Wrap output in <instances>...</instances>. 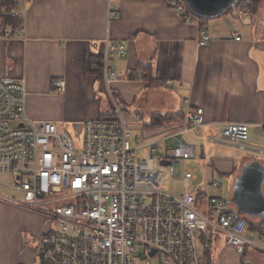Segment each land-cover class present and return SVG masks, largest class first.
<instances>
[{
	"label": "crops",
	"instance_id": "0c3cea01",
	"mask_svg": "<svg viewBox=\"0 0 264 264\" xmlns=\"http://www.w3.org/2000/svg\"><path fill=\"white\" fill-rule=\"evenodd\" d=\"M112 5L117 16L111 14ZM19 8L24 32L0 37V77L25 80L31 120H52L73 129L102 117L117 102L130 131L145 141L160 146L171 139L174 146L190 132L203 138L200 154L189 159L209 164L203 170L206 178L200 179L194 169L189 181L199 196L225 198L227 193L230 201L247 165L257 164L264 176V0L245 18H207L210 41L204 46L198 45L199 25L181 19L167 0H28ZM106 41L127 47L126 56L109 57L125 80L107 83L105 71L91 67L93 60L104 61ZM140 72L144 77L137 79ZM56 79L65 81L62 93L53 87ZM197 109L203 110L202 126L184 131L185 113ZM225 123L249 125L248 150L211 141L212 136L219 140ZM219 175L226 186L209 187ZM230 208L238 214L231 201ZM242 216L264 224L259 215ZM46 221L0 198V264H38L37 239L47 230ZM211 249L210 264H221ZM263 256L250 247L242 261L220 260L262 264Z\"/></svg>",
	"mask_w": 264,
	"mask_h": 264
},
{
	"label": "built area",
	"instance_id": "2783aa9c",
	"mask_svg": "<svg viewBox=\"0 0 264 264\" xmlns=\"http://www.w3.org/2000/svg\"><path fill=\"white\" fill-rule=\"evenodd\" d=\"M25 2L0 3V37L13 31L1 19L22 21L19 7ZM167 2L185 22L199 25L198 45H206V19L186 0ZM255 2L236 0L226 14L248 17ZM110 11L118 15L116 5ZM17 31L24 32L23 23ZM104 54L102 63L92 61V69L104 70L107 83L125 80L109 64L110 55L126 56L124 42L106 41ZM53 87L62 93L65 81L56 79ZM27 95L24 79L0 77V184L21 194L0 198L49 221L37 239L38 264H210L206 252L214 237H223L240 254L250 247L264 253V225L251 232L248 219L233 212L229 200L192 190L189 181L196 171L185 170L183 163L196 157L195 146L177 142L158 153V141L133 135L117 102L102 117L61 130L55 121L27 116ZM202 116V109L187 111L184 131L200 128ZM248 139V124L225 123L219 140L212 136L211 141L248 150ZM157 160L167 168L164 175ZM164 177L183 179L185 191L172 194ZM220 186L219 180L209 185Z\"/></svg>",
	"mask_w": 264,
	"mask_h": 264
},
{
	"label": "water",
	"instance_id": "95a60500",
	"mask_svg": "<svg viewBox=\"0 0 264 264\" xmlns=\"http://www.w3.org/2000/svg\"><path fill=\"white\" fill-rule=\"evenodd\" d=\"M195 14L202 18H215L224 15L236 0H186ZM257 164L243 168L237 178L230 199L237 208L239 215L261 216L264 220V195L262 192L263 173Z\"/></svg>",
	"mask_w": 264,
	"mask_h": 264
},
{
	"label": "rangeland",
	"instance_id": "374dc122",
	"mask_svg": "<svg viewBox=\"0 0 264 264\" xmlns=\"http://www.w3.org/2000/svg\"><path fill=\"white\" fill-rule=\"evenodd\" d=\"M68 127H62L60 126V129L63 130ZM70 131L74 130V129H71L69 128ZM181 140L183 142H190L191 144H194L197 148V152L198 154H200V141L203 140V138L201 136H198L195 132H190L188 135L186 136H183L181 137ZM175 141L174 140H167V141H163L160 143V146H159V149H158V153H163V149L165 148L166 145H169V146H172L171 144H174ZM184 168H188L190 167L191 169H197L198 170V174L200 176V179H204L206 178V176L204 175V169L209 166L208 163H204L202 162L199 158H197V161L195 160H186L184 161ZM166 166L164 165H161L158 160L156 161V169L159 170V171H162L163 175L165 174V172L167 171V168ZM180 170V167L179 165H177V171L179 172ZM197 170H196V173H197ZM7 179V178H5ZM218 180L220 181L221 184H223V186H226L227 184V181L225 180L224 177H221L220 175L218 176ZM196 181L192 180V185H196ZM163 186H167L169 188V191L172 193V194H175V195H180L181 193H183L185 191V181H182V179H179V178H172V177H164L163 179ZM225 190V188H224ZM0 191L3 192V194H6L10 197H21V194H19L18 192H16L15 190L7 187V186H4L2 185V187L0 188ZM210 195V194H209ZM224 196H225V199L226 200H229V198L227 197V193H224ZM251 221H252V226L251 228L249 229L251 232H254L256 231V224H260V222H257V220L251 218ZM49 224V221H46V227L48 226ZM55 225V223H53V226ZM52 224L50 223V228L53 227ZM213 246L211 247V251H213L215 257H216V260L219 262V263H223V261L225 262L226 260H229L231 261V263H234L235 262V259L236 260H239L242 261L246 258H243V254H240L237 252V250L229 245H226V240L223 238V237H214L213 239ZM229 248H232L234 249L238 255H239V258L238 256H236L235 254H233ZM209 250V249H208ZM213 257V255H212ZM223 258V261L220 260V258ZM264 257V256H263ZM263 257L260 259V262L262 264H264V259ZM214 258V257H213ZM250 264H252V262L249 261Z\"/></svg>",
	"mask_w": 264,
	"mask_h": 264
},
{
	"label": "trees",
	"instance_id": "16d2710c",
	"mask_svg": "<svg viewBox=\"0 0 264 264\" xmlns=\"http://www.w3.org/2000/svg\"><path fill=\"white\" fill-rule=\"evenodd\" d=\"M14 1L15 0H0V3L1 4H3L4 2L5 3H8V5L9 6H14L15 4H14ZM260 2H262V0H256V2H255V5H254V7H253V9L252 10H255L256 9V7L260 4ZM190 8L192 9V7L190 6ZM226 14V13H225ZM205 19H207V18H205ZM2 20V22L4 23V24H9L11 27H12V29H13V31H15V30H17V28L21 25V23H22V21H21V19H19V18H10V17H5L4 19H1ZM262 225H264V224H262V223H260V224H256V231L257 230H261V228H262ZM251 226H252V222H249V229L251 228ZM253 227V226H252ZM206 256H208V251L206 252Z\"/></svg>",
	"mask_w": 264,
	"mask_h": 264
},
{
	"label": "flooded vegetation",
	"instance_id": "af4514ba",
	"mask_svg": "<svg viewBox=\"0 0 264 264\" xmlns=\"http://www.w3.org/2000/svg\"><path fill=\"white\" fill-rule=\"evenodd\" d=\"M250 216V215H249Z\"/></svg>",
	"mask_w": 264,
	"mask_h": 264
}]
</instances>
